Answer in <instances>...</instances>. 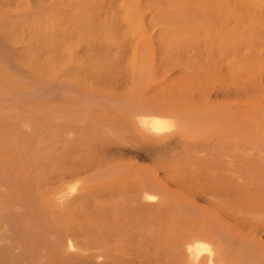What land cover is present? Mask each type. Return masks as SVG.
Segmentation results:
<instances>
[{
  "label": "bare ground",
  "instance_id": "6f19581e",
  "mask_svg": "<svg viewBox=\"0 0 264 264\" xmlns=\"http://www.w3.org/2000/svg\"><path fill=\"white\" fill-rule=\"evenodd\" d=\"M141 1L120 0L121 16L128 13L121 18L116 4L117 14L105 0L99 22L88 0H0V25L20 34L13 44L0 37V264H264V115L251 99L257 58L238 47L223 53L222 23L215 16L184 22L187 0H174V21L164 22L156 37L168 41L201 32L215 37L218 48L195 54L193 63L207 69L205 78L199 72L177 77L188 85L178 90L189 93L182 94L189 101L184 105L165 107L135 87V95L112 101L127 135L105 149L130 159L133 169L114 173L97 166L84 176L91 168L75 162L57 175L42 171L53 158L45 122L48 114L57 117L55 104L44 101L62 89L75 92L80 54L92 51L80 53L64 42L79 28L103 40H133L135 27L125 20L138 14ZM56 25L61 29L52 32ZM118 58L112 57L114 68L103 82L122 78ZM138 62L142 69L144 57ZM70 74L73 84L66 80ZM144 75L140 71L135 82ZM207 77L213 79L209 86ZM243 96L249 98L240 102ZM90 105L83 104L85 111ZM21 107L30 116H19ZM99 127L102 136L115 134L114 127ZM77 138L62 141L68 147ZM171 150L175 155L155 171L136 165ZM18 162L23 166H14Z\"/></svg>",
  "mask_w": 264,
  "mask_h": 264
},
{
  "label": "rangeland",
  "instance_id": "374dc122",
  "mask_svg": "<svg viewBox=\"0 0 264 264\" xmlns=\"http://www.w3.org/2000/svg\"><path fill=\"white\" fill-rule=\"evenodd\" d=\"M88 1H92L94 19L97 18L95 20L99 21V18H101L103 14L102 10L105 5V0L104 2L103 0ZM111 1L109 2L114 4L111 9L115 10L117 7L116 10L118 11L123 10L119 8L120 0ZM149 1L150 0H142L138 9L139 12L137 11L138 14L134 16L131 15L128 17V20H125L128 23H126V25H133L132 27H135V29H133L134 33H131V30H123L122 32L128 31V33H131L129 35H133V40L128 38L126 41L120 42L119 36L115 38L110 36L106 40H103L99 38L96 33L93 32L92 34L89 32L88 29L83 31L82 28H79V33L82 30V34L80 33L81 35H79V33L71 35L66 40L70 37L72 38L64 42L65 47L66 45L67 47L76 46L81 50L80 53H82L86 47L91 48L92 51L84 55L80 54L78 64H80L81 72L78 74L79 82L77 86H74L75 92L62 89L55 100L48 99L44 101L45 105L55 104L53 107L57 110V117H53L50 114L47 115L48 118L50 117V120L48 122L47 118L45 123H47V125L49 123L48 128H50V131L43 132L49 136L48 141L50 145H46H48L53 157L51 161L42 165V171L45 175L51 172L57 175L60 173V170H65L75 162H86L87 167L89 166L91 168L89 171L82 173L84 176H86L88 172L97 169V166L104 169L110 168L114 173L133 169L134 165L130 159L117 157L111 152H107V149H105L106 146L116 144L118 137L127 135V132L119 123L117 110L111 105L112 101L121 98L130 91H132V93L130 92L129 94L135 95L133 91L136 92L139 88L142 89L141 92H144L148 97L160 101L164 100L162 102L165 107L176 104L184 105L187 99L182 94L189 93L183 90L179 92L178 90L180 87L188 85L187 82L177 81V77L186 78V76L188 77L192 75V73L197 75L196 73L198 72L202 74V76L207 74V71H205L207 69L204 70L203 67L200 66L201 70L199 67H197L198 69L196 68L197 63L200 62L193 63L196 58L195 54H202V57H204L203 53H207L208 48L212 50L218 48V43L215 41L217 39L213 36H205L204 33L201 34V32H199L196 35L188 34L187 37L179 36L170 40L168 39V41L159 40L156 37L158 35L157 32H159L164 22H171L173 20L169 14H172L178 6L175 4L174 0ZM109 2L107 0L106 3L109 4ZM251 2H253V4L249 6L247 0H187V5L183 6L185 10H182L183 12L185 11L186 14H184L185 18L182 17V20L184 22L189 20L190 23H199L201 16H215L222 23L221 38L224 42L220 49L223 50V53L229 54L227 51H230L229 48L231 47H238L240 49L238 53L247 52L248 49H250L257 58L255 72L259 75L257 83L251 91V99L256 107V111L264 115V5L260 3L261 0H251ZM117 4H119V7ZM257 4L261 6L258 7ZM111 9L109 11H111ZM116 10L115 12L117 14ZM124 13L125 11H123V16L125 17L128 13ZM163 13L169 16L163 18L160 16ZM97 14L101 16L98 17ZM118 14L121 16L122 11H119ZM123 16H121V18ZM99 22H102V19H100ZM136 27L139 28L136 29ZM50 29L52 32H58L61 27L56 25L51 26ZM7 31V29L0 25V37L4 39L6 44H13L18 41V36H20V34L18 35L17 32L14 31L13 33H6ZM144 31L145 37L140 35V33ZM87 32L90 35H87ZM61 43L62 39L58 47L60 50L64 49L65 53L66 48ZM119 44H121L120 51L119 53H115L114 48ZM114 56H119V64L116 67L121 74L119 77L122 76L123 80L122 78L117 79L118 83H113V86V84H107L105 81L103 82V76L107 74V72L113 70L114 66L111 64V59ZM140 57H144L142 69H140L138 62ZM64 63H67V61ZM191 64L193 65L191 66ZM190 66L191 69L195 67L193 70L198 71L194 72L190 70ZM4 70L8 71L7 73L9 76L10 70L7 68ZM140 71H143L145 75L141 81L138 79V81L135 82V77L139 75ZM173 76H175V78ZM169 77L174 79L170 81ZM203 78L205 77L203 76ZM66 80L67 83L73 84L71 74L68 75V77L66 75ZM212 80V77H207L206 84L209 86ZM134 87L136 90H131ZM205 88L207 87L203 84L200 88V92H204L206 90ZM84 96H90L92 99H89V101L85 100ZM248 98L247 96H243L239 101L244 102ZM32 101V103H34L36 100L33 99ZM190 101H192V99ZM26 102H30V100ZM17 103L20 105L22 102ZM85 103L91 104L87 111H85L83 106ZM25 108L27 107H21V110L18 111L19 116H30L31 112ZM47 108L48 107H44V109H46L44 112L45 114L48 111ZM21 119L25 118L22 117ZM20 121L22 120L17 122L18 125L22 124ZM7 124L8 123H3V127ZM100 124L114 127L115 134L107 132V135L102 136L99 132ZM18 134H20V132H18ZM76 134L79 135V138L74 141L72 146L67 147L62 141L63 138L75 136ZM18 148L21 149V146H18ZM173 150L179 151L178 148H174ZM173 150L160 153L154 158L142 159L138 161L136 165L155 171L163 161H170V158L175 155V151ZM16 165L23 166V164L19 162L14 164V166ZM90 180H92V178Z\"/></svg>",
  "mask_w": 264,
  "mask_h": 264
}]
</instances>
